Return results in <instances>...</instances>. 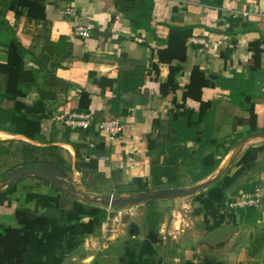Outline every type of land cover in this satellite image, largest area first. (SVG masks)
I'll return each instance as SVG.
<instances>
[{"label": "crops", "instance_id": "1", "mask_svg": "<svg viewBox=\"0 0 264 264\" xmlns=\"http://www.w3.org/2000/svg\"><path fill=\"white\" fill-rule=\"evenodd\" d=\"M81 93L87 131L57 120ZM177 145L179 185L154 188L150 160ZM257 185L258 208L230 207ZM17 210L46 225L0 264H264V0H0V233L23 232Z\"/></svg>", "mask_w": 264, "mask_h": 264}, {"label": "trees", "instance_id": "2", "mask_svg": "<svg viewBox=\"0 0 264 264\" xmlns=\"http://www.w3.org/2000/svg\"><path fill=\"white\" fill-rule=\"evenodd\" d=\"M260 51L256 50L254 55V63L257 64L259 59ZM17 59V53L14 51V60ZM15 66V62L13 66L7 67L5 72L8 74V85L16 84V80L13 78L12 72ZM253 67V66H252ZM251 67V68H252ZM255 69V67H254ZM173 74L170 75L168 83L173 82ZM15 95H19V92H15ZM247 99H249L247 97ZM89 98L86 93L80 94L79 99V107L78 112H88L89 107ZM249 111L253 113V106L249 105ZM254 116L251 117V120L254 121ZM109 120V119H108ZM37 150V148H35ZM35 150V151H36ZM46 155L38 154V150L35 152L36 156H41V158L34 157V163H44L43 159L47 161V159L51 158L52 153L50 150ZM8 150H4V153H7ZM41 152V151H40ZM187 158V152L185 149L181 148L179 145L177 146H166L159 150L156 157L150 160V178L152 186L156 189L161 188L162 186L166 185L168 187H177L180 183V174H179V166L180 164ZM55 161V160H54ZM59 161V160H58ZM81 176V182L84 185H87L85 182L84 172H81L77 169ZM163 180L165 182H163ZM91 219H98V210L91 209L90 211ZM15 219L19 226L23 228V232L21 233L20 230L7 228L5 232L0 233V247H2V252L0 254V263L2 262L3 258L15 259L16 262L19 261L20 258V248L24 245L29 244V232L36 229L42 230L43 227L46 225V219L36 215L29 210H17L15 212ZM81 232L79 235L81 237L85 235H90L94 233L96 229V225L93 224L92 220H89L86 223H80Z\"/></svg>", "mask_w": 264, "mask_h": 264}, {"label": "built area", "instance_id": "3", "mask_svg": "<svg viewBox=\"0 0 264 264\" xmlns=\"http://www.w3.org/2000/svg\"><path fill=\"white\" fill-rule=\"evenodd\" d=\"M67 16H74L73 9H67L65 12ZM75 35L80 39L85 40L90 36L89 29L84 28H76ZM136 42L142 43V39L136 38ZM191 42L195 45H199L203 50L208 49L209 42L200 39V38H192ZM31 68H36L34 64H28ZM58 121L62 122L65 126H67L71 130H79V131H87L93 126V118L92 115L88 112H79L73 113L65 118H57ZM96 130L101 133H106L108 138L113 141L121 132L122 125L118 120L113 121H101L96 124ZM262 188L260 186H255L253 190L249 193H240L230 204V207L233 209H256L259 207L262 197ZM114 203V198L110 196L108 201V209L112 208Z\"/></svg>", "mask_w": 264, "mask_h": 264}, {"label": "water", "instance_id": "4", "mask_svg": "<svg viewBox=\"0 0 264 264\" xmlns=\"http://www.w3.org/2000/svg\"><path fill=\"white\" fill-rule=\"evenodd\" d=\"M39 164H35L34 165V169L33 170H39ZM134 231L137 232V229L135 226H133ZM234 229H229V228H219V229H215L212 232H210L204 239V244H209L212 241L215 240H223L226 239L230 234L234 233Z\"/></svg>", "mask_w": 264, "mask_h": 264}, {"label": "rangeland", "instance_id": "5", "mask_svg": "<svg viewBox=\"0 0 264 264\" xmlns=\"http://www.w3.org/2000/svg\"><path fill=\"white\" fill-rule=\"evenodd\" d=\"M50 152L52 153L51 158H52L53 160H55V161H57V162L60 163V161H58V160L61 159L60 156H59V153H60V152L57 151L56 149H55V150H51ZM35 158H41V156H36Z\"/></svg>", "mask_w": 264, "mask_h": 264}]
</instances>
